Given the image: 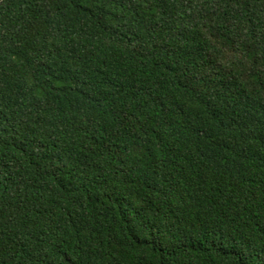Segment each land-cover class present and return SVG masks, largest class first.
<instances>
[{"label":"trees","instance_id":"trees-1","mask_svg":"<svg viewBox=\"0 0 264 264\" xmlns=\"http://www.w3.org/2000/svg\"><path fill=\"white\" fill-rule=\"evenodd\" d=\"M0 264H264V0H0Z\"/></svg>","mask_w":264,"mask_h":264}]
</instances>
